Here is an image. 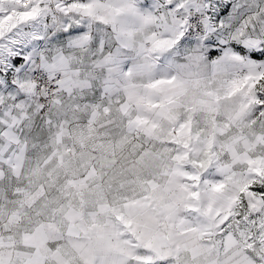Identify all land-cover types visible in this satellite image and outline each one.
<instances>
[{"label": "snow or ice", "instance_id": "obj_1", "mask_svg": "<svg viewBox=\"0 0 264 264\" xmlns=\"http://www.w3.org/2000/svg\"><path fill=\"white\" fill-rule=\"evenodd\" d=\"M0 264H264V0H0Z\"/></svg>", "mask_w": 264, "mask_h": 264}]
</instances>
